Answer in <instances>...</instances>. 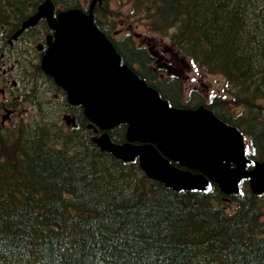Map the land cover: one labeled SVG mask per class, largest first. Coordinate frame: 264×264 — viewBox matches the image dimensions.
I'll return each instance as SVG.
<instances>
[{"label": "trees", "instance_id": "1", "mask_svg": "<svg viewBox=\"0 0 264 264\" xmlns=\"http://www.w3.org/2000/svg\"><path fill=\"white\" fill-rule=\"evenodd\" d=\"M42 1L0 0V17L21 23ZM115 1L206 73L223 76L227 97L193 92L185 100L181 81H161L131 34L112 36L120 9L104 0L95 21L123 62L173 106L204 105L238 128L250 157L264 160V0ZM55 119L0 128V264H264V195L245 183L228 211L217 185L173 191L137 162L101 151L83 116L73 130ZM124 136L125 126L111 133Z\"/></svg>", "mask_w": 264, "mask_h": 264}, {"label": "water", "instance_id": "2", "mask_svg": "<svg viewBox=\"0 0 264 264\" xmlns=\"http://www.w3.org/2000/svg\"><path fill=\"white\" fill-rule=\"evenodd\" d=\"M92 10L60 14L56 40L43 59V68L72 104L83 105L89 128L103 132L95 138L98 146L125 162L138 157L150 178L175 191H208L214 182L230 195L238 192L243 178H249L253 192L262 193L264 163L246 171L250 162L244 155L242 135L203 107H171L122 65L113 44L94 25ZM40 12L51 18L52 3L46 1ZM121 124L128 126L126 142L116 144L108 131Z\"/></svg>", "mask_w": 264, "mask_h": 264}, {"label": "flooded vegetation", "instance_id": "3", "mask_svg": "<svg viewBox=\"0 0 264 264\" xmlns=\"http://www.w3.org/2000/svg\"><path fill=\"white\" fill-rule=\"evenodd\" d=\"M15 29L0 26V125L17 121L22 109L48 115L67 107L63 92L54 83L49 84L32 65L34 60L40 62L46 52L51 27L42 19L17 40L13 38ZM25 103L31 110L25 108Z\"/></svg>", "mask_w": 264, "mask_h": 264}, {"label": "rangeland", "instance_id": "4", "mask_svg": "<svg viewBox=\"0 0 264 264\" xmlns=\"http://www.w3.org/2000/svg\"><path fill=\"white\" fill-rule=\"evenodd\" d=\"M111 1L112 0H110V2ZM111 4L113 5L112 9H118L115 0H113ZM120 11L121 13L127 14L125 8H121ZM115 21L117 22V30H119L118 33L122 34L125 32H131L140 43H143L144 45L150 43L152 50L155 52L154 64L161 69V73L165 75V78H168L171 75V73L167 74L166 65L174 71H178V75L185 88V94L191 89L203 93L206 97L224 92L226 82L222 76L207 74L203 69L191 63L189 59L186 58L185 61L183 56L171 47L166 38H162L150 30L146 21L121 16H116ZM230 206L231 209L234 208L233 204Z\"/></svg>", "mask_w": 264, "mask_h": 264}, {"label": "bare ground", "instance_id": "5", "mask_svg": "<svg viewBox=\"0 0 264 264\" xmlns=\"http://www.w3.org/2000/svg\"><path fill=\"white\" fill-rule=\"evenodd\" d=\"M257 123V122H256ZM252 127V126H251ZM247 192V191H246ZM213 196V195H212ZM67 230V229H66ZM259 232V231H258Z\"/></svg>", "mask_w": 264, "mask_h": 264}]
</instances>
